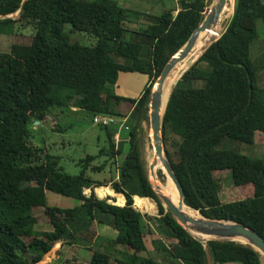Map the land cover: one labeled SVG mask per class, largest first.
<instances>
[{
    "label": "trees",
    "instance_id": "trees-1",
    "mask_svg": "<svg viewBox=\"0 0 264 264\" xmlns=\"http://www.w3.org/2000/svg\"><path fill=\"white\" fill-rule=\"evenodd\" d=\"M206 1L178 0L174 14L164 6L154 14L116 0H0V33L10 32L14 21L32 28L28 44L11 43L0 51V264H36L57 242L88 249L86 264H166L165 257L180 264H259L248 244L200 242L164 210L139 157L135 126L124 146L112 140L116 125L94 124L103 133L102 145L78 160L76 174L63 172L58 156L31 140L35 120L42 123L52 115L61 130L60 116L71 107L86 111L90 121L94 115L123 119L131 112L144 117L154 80L201 21ZM15 11V18L7 16ZM129 15L146 23L132 29L126 25ZM257 19L264 31V0H233L222 31L172 85L160 134L183 203L204 217L241 223L264 238V86L256 83L249 58ZM65 25L69 33L93 36L94 43L71 40ZM119 71L147 75L135 101L114 94ZM255 130L263 139L259 157L220 145L225 140L253 144ZM167 132L175 136L172 151L165 147ZM100 155L105 158L92 165ZM107 162L114 165V176L107 182L90 178L88 171L100 172ZM217 170L230 178L223 188ZM47 191L78 204L48 205ZM112 192L122 195V205L101 198ZM135 195L151 198L158 215L135 209ZM43 221L47 226L39 228ZM160 236L169 239L164 243ZM93 242L100 248H91Z\"/></svg>",
    "mask_w": 264,
    "mask_h": 264
},
{
    "label": "rangeland",
    "instance_id": "rangeland-1",
    "mask_svg": "<svg viewBox=\"0 0 264 264\" xmlns=\"http://www.w3.org/2000/svg\"><path fill=\"white\" fill-rule=\"evenodd\" d=\"M160 1L162 2L163 5L161 3H158L156 0H116V2L119 5L128 7L131 10H139V11H144L146 13L156 14L160 12L162 7L164 6V7L172 8V11H171L172 14L175 13L176 8L178 6V2H177L178 0H160ZM210 1L211 0L206 1L204 11L202 12L203 15L207 11ZM230 15L227 18L226 22L230 18ZM7 16L11 18H15L17 16V11ZM129 17L131 18V21L126 23V25L132 29L139 27V25L143 26L146 23L145 18L142 16L129 15ZM65 31H68V34L71 40L76 41L79 44L90 45L94 43V37L91 35L89 36L82 32H74V33L70 32L71 33L70 34L68 25H65ZM31 33H32V28L30 27V25L24 23L23 21L12 22V27H11L10 32L0 33V51H7L11 43L28 44L30 37H31ZM256 33H257L256 40H254L249 46V58L251 59V64L255 71L256 83L264 85V61L263 59L259 57L260 54L262 53V50H264V31H263V25L260 19L256 20ZM200 54H198L195 57V59L188 66H186V68H188ZM178 77L179 76H177L176 79H178ZM191 84L194 86L196 85L198 86L200 85V82L192 81ZM147 110L148 108L146 109V112L142 119V125H143L142 134L144 137L143 140L145 141L144 147H146V145L150 147V144L148 143L149 138L147 135V130H148ZM55 118L56 117L50 115L46 118V120H42V123H38V122L33 123V125L31 126L33 129L31 133L32 143L37 147H43L47 152L51 154L57 155L59 158L58 164L61 167L63 172H66L68 174H76L80 169V164L77 163L78 160L82 158L84 154L96 153L98 147L102 145L103 138L100 137L102 131L99 130L97 126L91 123L89 114L84 110L75 111V112H72V111L70 112L66 110V114H64L63 116H60V119H59V123L63 127L61 128V130H57L58 128H57V125L55 124V120H56ZM97 134L99 135L98 141L96 140ZM170 137H171L170 134L167 132L166 133L167 140L165 143V147L167 150L172 151L173 147H175L173 144V141H175V136L171 138ZM253 137H254L253 138L254 142L253 144H250V145H244L243 143L234 144L232 143L233 141L226 143V141L228 140H225L220 145L222 147L238 150L242 153L248 154L249 156L259 157L262 154V148H263L262 133L259 130H255L253 133ZM162 147H163V143H162ZM163 153H164V149H163ZM148 155L149 153H147V151L145 150L143 156L140 157V159L144 158L143 167H144L146 176H147V170H148L147 168L148 163L146 159ZM103 158H105V156H102V155L97 156V158L93 159L90 163L92 165H97V163H100ZM120 160H121V157H116L117 162H120ZM87 174L93 180H100V181L107 182L110 177L115 175V168L113 164L107 162L104 169L101 170L100 172L88 171ZM214 174H215V177L218 179V182L222 186V188L223 186H227L228 183L230 182V178L227 176L226 171L217 170L214 172ZM157 177L159 178L161 182L164 180V176L160 170H157ZM84 191L85 193H88L86 189H84ZM109 195L111 197L104 195L101 198H104L105 196L110 197L109 199H107L108 202L120 204L116 202L117 198H119L118 199L119 202L122 200L121 197H119V195H116L115 193H111ZM44 198H45L46 204L55 205L59 207H70L75 204H78V201L75 200L74 198L48 192V191L45 192ZM143 198L144 200H146V202L145 201L140 202L138 198L134 199L135 202H137V205L139 206L141 210L138 207H136L135 203H134L135 205L134 208L139 210L141 213L150 214V215H158L155 202L149 197H143ZM144 207H147L152 212H145ZM43 222L38 224L39 228L47 226L45 225V221ZM160 237L163 239L164 243H166L167 242L166 240L169 239L165 236H160ZM91 248L94 249V248H100V247H97V243L93 242L91 244ZM50 251L51 249H49L44 254V256L47 255V253H49ZM61 253H62L61 255L59 254L60 257L58 259H55V261L52 260L49 263H45L43 262L44 257H42V259H40L36 264H86V261L88 259V255L90 252L88 249H85V248H76V249L72 248L68 250L67 246H64L62 248ZM54 254L56 253L55 252L53 253V257H54ZM165 263L166 264H169V263L170 264H180L178 260L171 259L168 257H165ZM206 264H214V263L208 260ZM223 264H237V263L231 262V263H223Z\"/></svg>",
    "mask_w": 264,
    "mask_h": 264
},
{
    "label": "water",
    "instance_id": "water-1",
    "mask_svg": "<svg viewBox=\"0 0 264 264\" xmlns=\"http://www.w3.org/2000/svg\"><path fill=\"white\" fill-rule=\"evenodd\" d=\"M224 1L225 0H216L213 6L208 7L201 21L191 31L187 39L173 54L170 55V57L163 64L158 76L153 82L155 84H152L150 88L148 102H147V108H148L147 115H148V127L151 130V137L153 140L152 157H151V159L153 160H151L149 164H147L148 169H151L154 166L155 159H157L156 157L161 158V155L163 153L160 126H161V118H162V114L164 111L166 101L164 103L162 111H160L161 106H160L159 95H160L161 84L163 80L165 79V77H167V75L170 73V71L174 69L176 63L188 54L189 50L191 49L194 43V39L197 33L201 30L209 28L212 25V23L215 21L218 15L219 10L224 5ZM184 70H182L179 73V75ZM34 122L37 123V120H35ZM160 163L165 173L167 174L171 182L174 184V187L177 191L178 198H179L178 204L174 205L169 199V197L162 194L161 192L155 191L152 188L150 182L149 184L153 192L157 196L158 200L160 201L162 207L165 208L164 210L168 211L170 215L174 218V220L182 228H184L194 239L200 242H205L208 239H217V240H226V241L246 243L256 252L257 250H259L264 253V238L259 233L254 231L253 229L241 223L228 220V219L207 218V217L202 216L201 214H200V217L193 218L181 212L180 207L178 206L181 204L182 196H183L181 185L177 177L173 173V170L165 156L164 158H161ZM189 229L195 232L196 234L191 233ZM238 238L243 239L245 242L238 241L237 240ZM258 259L260 263L259 254H258Z\"/></svg>",
    "mask_w": 264,
    "mask_h": 264
},
{
    "label": "bare ground",
    "instance_id": "bare-ground-1",
    "mask_svg": "<svg viewBox=\"0 0 264 264\" xmlns=\"http://www.w3.org/2000/svg\"><path fill=\"white\" fill-rule=\"evenodd\" d=\"M232 1L233 0H225L224 1V5L219 10L218 15H217L215 21L212 23V25L209 28L201 30V31H199L197 33V35H196V37L194 39V43H193L191 49L189 50L188 54L185 57H183L180 61H178L176 63L174 69L171 70L170 73L167 75V77H165V79L163 80V82L161 84L160 95H159V97H160V106H161L160 111H162V108H163L164 103H165V101L167 99V96H168L169 90L171 88V85L173 84V82L177 78V76H179V73L182 70H184L186 68V66H188L195 59V57L198 54H200V52L213 39H215L219 35L221 30L223 29L224 24H225L227 18L229 17V15H230V13L232 11V5H233ZM215 2H216V0H211L210 3H209V6L210 7L213 6L215 4ZM147 135H148V138H149L148 140H149L150 147H148V149H147V153H149V155L147 156L146 161L149 164V162L151 160H153V159H151V157H152L153 140H152V137H151V130L149 129V127H148V130H147ZM156 158L157 159H155L154 166L151 169L147 170V178H148L152 188L155 191L161 192L162 194L166 195L167 197H169V199L171 200V202L174 205H177L178 201H179L177 191H176V189L174 187V184L171 182V180L169 179V177L165 173V171H164V169H163V167H162V165L160 163L161 158H164V154L162 153L161 158L160 157H156ZM157 170H160L161 173L164 176V180L162 182L157 177ZM172 186H173L174 189L172 188ZM178 206L180 207L181 212H183L184 214L189 215L190 217H193V218H197V215H196L197 211L187 207L183 203V201ZM189 231L191 233H193V234H196L195 232H193L190 229H189ZM237 240L241 241V242H245L243 239H240V238H238ZM244 244H246V243H244ZM257 252L262 257V259L264 260V253L259 251V250H257Z\"/></svg>",
    "mask_w": 264,
    "mask_h": 264
},
{
    "label": "crops",
    "instance_id": "crops-1",
    "mask_svg": "<svg viewBox=\"0 0 264 264\" xmlns=\"http://www.w3.org/2000/svg\"><path fill=\"white\" fill-rule=\"evenodd\" d=\"M259 57L261 59H263V61H264V50H262V53L260 54ZM146 82H147V75L144 74V73H140V72H137V71H121V72L119 71L117 73V77H116L115 83L113 84L112 88H113L114 94H116L118 96H121V97L130 98V99H133L135 101L138 98V96H139V94H140V92L142 90V87L144 86V84ZM258 85L259 86H264L263 84H258ZM122 104H124V103H122ZM125 104H124V106L126 107L127 105H125ZM70 109H71V111H74V112L78 111V109L74 108V107H71ZM130 109H131V107H128V111ZM142 119H143V116L138 117V114H135L134 112L133 113L131 112L129 115L127 114L126 117H123V120H124V124H126L128 126V128L127 129H123L122 127L117 128V129H115V132L112 135V140H113L115 145H118V143L119 144L121 143L124 146H127V143L129 142V132H128V130L135 126L136 127L135 140H136V146H137L139 157L143 156L145 150L147 151V149H148V145H146V147H144L145 146V141L143 140L144 137H143V134H142V129H143L142 128V126H143L142 125ZM100 137L104 139L103 133H101ZM147 139H146V141H147ZM96 140L97 141L99 140V135L98 134H97V139ZM98 143H100V142H98ZM148 143H149V140H148ZM94 154H96V153H94ZM117 157H120V156L118 155ZM105 186H107V185H105ZM98 187H100V186H98ZM107 187L110 188L109 185ZM96 188H97V186L93 188V192H94L95 195H96V193H95V189ZM86 190L88 191L87 188H86ZM83 193L85 195L88 194V193H85L84 189H83ZM112 193H115V192H112ZM105 195L106 196H110L109 193H106ZM116 195H118V194H116ZM119 196H121L122 200L119 202V200H118L119 198H117L116 202L120 203V204H117V205H122L123 202H124V199H123L121 194ZM133 198L134 199L138 198L140 202H142V201L146 202V200H144L143 197H140V196H137V195L133 196ZM135 204L137 205V202H135ZM146 208L147 207H144V211H145ZM64 246H67L68 250H70L72 248H75V249L79 248L78 246H74V245L68 246V245L60 244L58 242L54 243L51 246V248H50L52 252L50 251L49 253H47V255H45V256L43 255L42 256V257H44L43 258V262L49 263L52 260L55 261V259H58L60 257L59 254L60 255L62 254L61 251H62V248ZM54 252L56 254H54V257H53V253ZM42 257H41V259H42Z\"/></svg>",
    "mask_w": 264,
    "mask_h": 264
},
{
    "label": "built area",
    "instance_id": "built-area-1",
    "mask_svg": "<svg viewBox=\"0 0 264 264\" xmlns=\"http://www.w3.org/2000/svg\"><path fill=\"white\" fill-rule=\"evenodd\" d=\"M93 124H100V125H108L114 124L116 128L122 127L123 129H127V125L124 124V120L121 118H117L114 116H102V115H94L91 118Z\"/></svg>",
    "mask_w": 264,
    "mask_h": 264
}]
</instances>
